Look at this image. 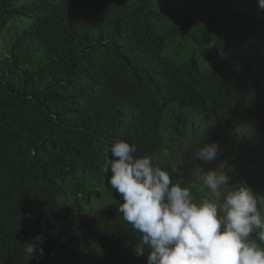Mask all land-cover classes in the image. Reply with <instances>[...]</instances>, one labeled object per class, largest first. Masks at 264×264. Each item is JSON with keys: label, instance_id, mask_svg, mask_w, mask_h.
I'll return each instance as SVG.
<instances>
[{"label": "clouds", "instance_id": "1", "mask_svg": "<svg viewBox=\"0 0 264 264\" xmlns=\"http://www.w3.org/2000/svg\"><path fill=\"white\" fill-rule=\"evenodd\" d=\"M151 1L15 0L10 18L0 6V62L15 60L16 41L58 30L65 43L89 40ZM204 56L185 48L179 60L199 76L215 64ZM260 71L209 102L162 73L123 71L84 136L82 98L23 115H40L25 124L0 110V264H264ZM151 120L165 140L159 147L138 143Z\"/></svg>", "mask_w": 264, "mask_h": 264}, {"label": "trees", "instance_id": "2", "mask_svg": "<svg viewBox=\"0 0 264 264\" xmlns=\"http://www.w3.org/2000/svg\"><path fill=\"white\" fill-rule=\"evenodd\" d=\"M14 2L0 0L5 17L13 16L9 8ZM256 3L205 0L200 10L199 0H152L135 18L93 29L89 40L65 43L58 30L48 40L16 41L15 60L0 62V110L10 111L13 124H25L40 115H23L65 110L82 98L76 118L84 136L102 114L105 92L123 71L142 76L162 73L209 102L220 91L236 90L237 78L260 77L264 70V11L260 14ZM185 48L204 53L208 65L215 64L199 76L186 72L179 60ZM259 51L260 63L254 59ZM128 111L127 107L124 116ZM138 137L139 144L152 147L165 141L154 120L140 126ZM177 147L168 144V157L175 165L181 157Z\"/></svg>", "mask_w": 264, "mask_h": 264}]
</instances>
